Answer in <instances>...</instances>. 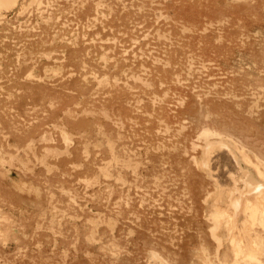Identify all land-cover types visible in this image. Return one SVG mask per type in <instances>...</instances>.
Returning <instances> with one entry per match:
<instances>
[{"label":"rangeland","instance_id":"obj_1","mask_svg":"<svg viewBox=\"0 0 264 264\" xmlns=\"http://www.w3.org/2000/svg\"><path fill=\"white\" fill-rule=\"evenodd\" d=\"M220 143L264 187V0H0V264H264Z\"/></svg>","mask_w":264,"mask_h":264},{"label":"bare ground","instance_id":"obj_2","mask_svg":"<svg viewBox=\"0 0 264 264\" xmlns=\"http://www.w3.org/2000/svg\"><path fill=\"white\" fill-rule=\"evenodd\" d=\"M210 127V126H209ZM217 129V128H216ZM217 131V130H216ZM219 131V130H218ZM218 133V132H217ZM221 134V132H219ZM202 136L209 138L215 134V131L211 128L204 127L201 132ZM221 135H224L222 132ZM229 135V134H228ZM222 137V136H221ZM227 137V135H226ZM203 138V137H202ZM225 138V137H224ZM209 140V139H208ZM206 141V140H205ZM204 141V142H205ZM203 149V148H202ZM210 157L209 165L212 167L215 171L220 176L222 187L225 190V186L227 183H229V186L227 185V188H230V193L233 196V202L230 205V212H228L226 216H230V219L233 220L234 217L238 215V211L242 206L241 202V197L243 195H250L252 193H256L257 197L256 200H251L247 199L246 205H245V211L247 215L251 216L252 218H257V216L261 215L262 212L264 211V187H258L253 185L252 183L249 182L247 178L248 172L240 168L238 165L236 158L234 157V154L232 151L229 149V147L224 144L220 143L218 145H212L210 144L209 147L207 148ZM206 149V150H207ZM207 152V153H208ZM202 161V160H201ZM204 165V164H203ZM207 168V167H206ZM225 185V186H224ZM226 188V189H227ZM244 191V192H243ZM218 200V199H217ZM219 210V209H218ZM217 210V211H218ZM221 212V211H220ZM226 213V212H225ZM264 213V212H263ZM219 218V217H217ZM220 219V218H219ZM218 219V220H219ZM214 220V219H213ZM215 221V220H214ZM234 221V220H233ZM249 221V220H248ZM259 222V220H258ZM217 223V221H216ZM249 223V222H248ZM219 224V221L218 223ZM233 224V223H232ZM246 224V223H245ZM252 224H255L252 223ZM264 224V223H263ZM230 225V224H229ZM234 225V224H233ZM218 226V225H217ZM236 227V226H235ZM255 227V226H254ZM231 228V227H230ZM233 228V227H232ZM214 229V228H213ZM216 230V229H215ZM241 230V229H240ZM215 232V231H214ZM245 233V232H244ZM244 233H240L239 235H243ZM216 234V232H215ZM214 235V234H213ZM237 236V234H236ZM234 237V236H233ZM240 237V236H239ZM244 239V238H242ZM238 240V238H237ZM235 239H233L234 247L237 249V246H240L244 248V245L240 242H238ZM253 240V239H252ZM251 240V241H252ZM241 241V239H240ZM254 241V240H253ZM252 241V243H253ZM243 242V241H242ZM250 244V243H249ZM254 244V243H253ZM233 245V244H232ZM237 245V246H236ZM252 245V244H251ZM253 252L254 250V245L252 246ZM258 248V247H257ZM235 250V249H234ZM237 251V250H236ZM244 251V250H243ZM247 251V248L245 249V252ZM249 253L250 249H248ZM238 252V251H237ZM240 252V251H239ZM238 252V253H239ZM258 252V249H257ZM248 253V252H247ZM255 253V252H254ZM253 255L255 256V254ZM249 254V255H250ZM244 255V254H243ZM247 255V254H246ZM253 257V256H252ZM248 258V257H247ZM256 261V260H255Z\"/></svg>","mask_w":264,"mask_h":264}]
</instances>
